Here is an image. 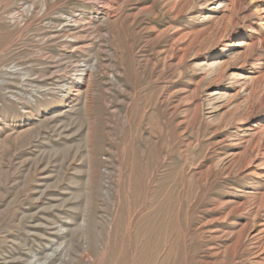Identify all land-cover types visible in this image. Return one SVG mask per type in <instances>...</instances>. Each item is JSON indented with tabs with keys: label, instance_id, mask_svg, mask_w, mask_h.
I'll return each instance as SVG.
<instances>
[{
	"label": "rangeland",
	"instance_id": "1",
	"mask_svg": "<svg viewBox=\"0 0 264 264\" xmlns=\"http://www.w3.org/2000/svg\"><path fill=\"white\" fill-rule=\"evenodd\" d=\"M0 264H264V0H0Z\"/></svg>",
	"mask_w": 264,
	"mask_h": 264
}]
</instances>
